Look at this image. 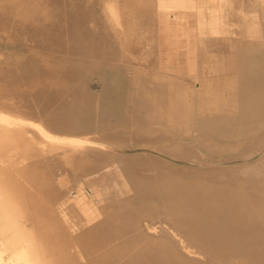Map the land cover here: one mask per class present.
<instances>
[{
	"label": "bare ground",
	"instance_id": "1",
	"mask_svg": "<svg viewBox=\"0 0 264 264\" xmlns=\"http://www.w3.org/2000/svg\"><path fill=\"white\" fill-rule=\"evenodd\" d=\"M60 2L64 1L0 0V32L7 38L20 39L24 52L31 53L15 65L0 60V156L8 158L6 163L0 161V264H118L122 256L123 264H226L224 254L239 257L242 252L235 251L240 246L233 234L262 236L264 222L244 213L243 207L236 209V203H230L224 191L214 187L213 181L223 184L230 176L225 175L228 170L213 177L209 171L206 178L211 182L205 185L182 186L177 177L183 173L194 179L196 171L144 154H111L83 143L85 140L78 135L94 131L121 141H143L166 136L171 130L190 134L199 116H220L222 111L232 109L240 113L241 102L251 108L241 89L264 93V83L257 86L252 78L261 72L258 76L264 80V62L258 64L259 60L251 59L254 53L264 59V44L257 45L253 41L256 39L242 40L234 45L235 53L214 58L212 64L205 58L204 47L198 46L197 73L193 76L200 81L201 89L195 90L177 74L126 63L121 39L110 45L97 41L90 25L83 24L82 10L81 14L73 9L60 13ZM73 2L85 1L67 0L68 4ZM208 3L206 9L197 5L196 21H211L210 31L221 29L219 12L229 5L228 0ZM217 3L221 6L216 10ZM100 4L110 23L116 25L114 2L103 0ZM158 6L168 7L158 0H136L127 10L131 29L148 42L143 53L146 57L158 46ZM173 10L168 7L167 12L177 19ZM232 17L230 26L239 24L238 18ZM63 25L69 26L62 32ZM241 25L233 32L244 37L255 34L244 33ZM238 55L246 58L239 64ZM58 57L70 58L77 68L59 66L53 62ZM205 65L209 73L232 71L236 76L227 81H210L204 76ZM108 68H122L121 74L131 86L138 85L142 93L128 92L119 106L101 103L87 83L91 76H97L106 85ZM244 77L247 81L243 83ZM28 116L35 120H28ZM142 119L148 128L128 129L130 121ZM163 150L191 156L193 149L190 144L176 141ZM254 154L250 156L254 161L241 170L248 174L252 170V178L263 177L264 157ZM100 169H104L100 181L118 191L115 196L108 194L106 203L88 206L70 199L72 194L66 195L71 186L64 171ZM121 177L128 180L133 191H124L122 197L118 187ZM249 189L252 203L259 196L264 200V188L259 187L261 193ZM57 201L63 207L60 212L53 209ZM94 207L101 213L99 219L94 218L96 213L93 216ZM95 233L100 235L96 237ZM229 236L232 240H228ZM248 254L261 255L251 264H264L263 252ZM214 256L219 261L214 262Z\"/></svg>",
	"mask_w": 264,
	"mask_h": 264
},
{
	"label": "rangeland",
	"instance_id": "2",
	"mask_svg": "<svg viewBox=\"0 0 264 264\" xmlns=\"http://www.w3.org/2000/svg\"><path fill=\"white\" fill-rule=\"evenodd\" d=\"M62 1L64 2H60L58 5L60 13L62 10L66 13L73 9L81 14L79 10H82L81 17L83 19V24L90 25L91 34L94 35V38L97 41L110 45L117 41L119 42L121 39L122 43L125 45V56L123 55V61L135 66H143L150 71L160 68V70L177 74L189 86L194 87L195 90L201 89L200 81L195 80V77L193 76L197 73L195 54L198 46L204 47L206 52L205 58H207L209 63L212 64L211 61H213L214 58L228 57L235 53L234 45L236 43H241L242 40L247 41L250 39H256L253 41L257 42V45L261 46L264 44V0H228L229 5H224L219 12L222 20L221 29L218 28L211 31L209 29L211 21H207L204 24L201 19V22H198L196 21L197 18L193 12L186 14L184 20L174 19V16H172L173 18H171V20L169 18V13L163 11L158 12L157 16L160 15L158 18L159 21H165V34L162 35V39L160 38L158 40V46L154 49L153 54L148 55L147 57L143 53H145V50L148 47V42H146L147 40L142 39L136 31L132 30L133 25L131 16L129 15V12H127V10L131 9L135 4L136 0H110L114 2L117 10L118 23L116 25L111 24L109 18L103 13V7L100 4L103 0H80L85 1L83 4L79 2L68 4L67 0ZM208 4L209 3L207 2V8ZM220 6L221 5L217 3L215 5L216 10ZM98 7L101 8L102 11L101 9H98ZM160 9H162L161 6ZM232 15L238 18L239 24L230 26L233 21ZM145 17L148 18L147 15ZM152 17L153 16L151 15L149 16L151 20H154ZM239 25L243 27L244 33L251 31L255 34L248 33V36L245 35L246 37H244L240 34L234 33L233 29ZM67 26L69 25H66V28ZM66 28L63 25L62 32ZM16 30L18 29L14 28V31ZM202 30L205 31L201 32ZM0 38V43H2L0 44V50L3 51L2 54H0V60H3L7 64L15 65L17 61L19 62L21 57L24 58L25 56L28 58L31 56V53L24 52L22 41L20 39L16 37V39L7 38L5 35L3 36L1 32ZM20 49H22V51ZM38 54L40 55V53ZM257 54L260 56L259 53H254L251 59L254 62L256 60L257 62L260 61L258 64H261L264 62V59L258 57ZM241 56L242 55L237 56L238 64L246 59ZM69 59L70 58L63 59V57H58L53 60V62L62 67L68 66L72 69L77 68L76 63L71 62ZM207 67V65L204 67V76L210 81H227L233 76H236L235 72L232 71L221 74L209 73ZM121 72H124L122 68H108L106 71V85H104L97 76H91L92 78H89L87 83L88 88L99 96L101 103L107 102L106 104H109L110 102L117 104L115 106H119V104L125 100L124 96L128 92L134 91L140 93L142 91L138 85L131 86L128 79H125L124 74L122 75ZM258 75L261 76V72L252 75L253 80L258 84L257 86H259L260 83H264V80L260 79L262 77ZM243 79V83L244 81H247L245 77ZM258 79H260V81ZM244 90H246V88ZM244 90L241 89L243 93L242 96L247 102L251 103V108H249L248 104H242L241 102L242 110H239L240 113H236L233 109L229 111L224 110L221 112L220 116L216 114L206 116V120H204L205 118H199L200 116L197 115V117L199 116V119L197 118L196 120L197 125L193 126L194 130H192L190 134L171 130L166 133V136L144 139L143 141L135 139L121 141L104 137L102 134L94 131L80 134L78 137L81 141L85 140L83 143L98 146L110 151L111 154L118 153L127 156H138V154H141L139 156H143L142 154H144V156L148 155L150 158H157L159 161L168 162L174 166L185 167L187 170L191 169L192 171H196L193 176L194 179L182 176L183 173L177 177L179 178L177 182L182 186L186 185V183L190 186L197 185L198 187L205 185V183L211 182L206 178L209 176V171L211 176L215 173L220 174L224 173V170H228L225 172V175L230 176L225 178L226 180L223 184L213 181L212 184L214 187L220 192L224 191L225 199L230 203H236V209L240 210V208L243 207L244 213H250L257 219H262L264 222V200L261 201L259 196L258 201L256 200V202L252 203V200H250V193L252 191L249 189L253 188V190L260 192L259 187L264 188V184L259 183L261 180L264 181V176L257 177L261 175H256L252 178V170L249 171L250 174H248L247 171L244 172L241 170L245 169L252 163V161H254L253 158L250 157L253 156V153H255L254 156L257 155L260 159L264 157V93L256 94V90H254V93H248L247 90V92ZM223 95H225V97L228 96L227 93H224ZM236 96L237 93L234 98H236ZM129 105L130 108H132L131 104ZM37 107L44 108L45 105H37ZM27 119L35 120L32 116H28ZM203 120L204 122L202 123ZM133 121H130L132 123L127 126L129 130L139 127L145 129L149 126L143 119L140 121ZM63 137L68 139L66 136ZM176 141H183L190 144L193 149L191 154L194 158L192 155L183 156L163 150L164 146L175 144ZM0 161H2L1 163H6L8 162V158L0 156ZM238 169L240 171L235 173ZM103 170L104 169H100L84 173L82 170L70 173L69 171L62 170V172L64 171L63 176L68 180V185L71 186L70 192L68 191L69 193L66 195L72 194L70 199L77 200L88 206L106 203L108 200V194L115 196L118 191L116 192L114 188H110L107 183L100 181L104 176L102 172ZM180 171L184 172L182 170ZM234 173L237 174V176ZM249 178L251 179V183L249 182ZM121 179V183H119L118 187H120L119 192L122 193L119 196L122 197L124 196V191L125 194H130L133 191L128 180H125L123 177H121ZM230 193H232L233 196H231ZM261 194L264 196V191ZM256 203L258 204L253 205ZM95 207L93 209L95 210L93 216L96 213L94 218L99 219L101 213L97 208L95 209ZM53 209L57 212H60L63 209L60 201H57V203L53 205ZM244 219H246L245 215ZM82 224L83 226H86V221H83ZM99 235V233H95L96 237ZM233 235L236 245L240 246V248H236L235 251H241L242 254L239 257L236 254H224V262H226V264H251L255 258L261 256L259 253L263 252L264 254V235L260 236L248 233H234ZM228 240H232V237L229 236ZM249 245L251 247H249ZM249 251L259 255L254 257V255L248 254ZM121 258H119V261H121H118V264H123L122 262L124 260L122 261ZM213 261H219V257L214 256Z\"/></svg>",
	"mask_w": 264,
	"mask_h": 264
},
{
	"label": "crops",
	"instance_id": "3",
	"mask_svg": "<svg viewBox=\"0 0 264 264\" xmlns=\"http://www.w3.org/2000/svg\"><path fill=\"white\" fill-rule=\"evenodd\" d=\"M160 3L164 2L166 3V6L169 7L170 9H174L173 11L176 12L177 15V20L179 19H185V15L188 14L189 12H193V14H195L196 12V8L197 5H200V8L205 7V9L207 8V2L208 0H158ZM206 4V6H205ZM168 7H166V9H160V6H158V11L157 12H167L168 11ZM168 13V12H167ZM158 15V14H157ZM160 16V15H159ZM158 16V18H159ZM173 14L170 13V19L172 18ZM195 16V15H194ZM157 18V25H158V40L161 38L162 39V35L165 34V21L163 20H158ZM172 20V19H171ZM164 23V24H163ZM162 26V27H161ZM162 29V30H161ZM164 29V30H163ZM125 47V45H124Z\"/></svg>",
	"mask_w": 264,
	"mask_h": 264
}]
</instances>
